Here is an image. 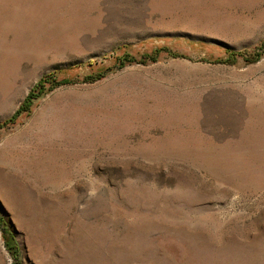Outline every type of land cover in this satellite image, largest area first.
Returning a JSON list of instances; mask_svg holds the SVG:
<instances>
[{"label": "rangeland", "instance_id": "1", "mask_svg": "<svg viewBox=\"0 0 264 264\" xmlns=\"http://www.w3.org/2000/svg\"><path fill=\"white\" fill-rule=\"evenodd\" d=\"M0 264H264V0H0Z\"/></svg>", "mask_w": 264, "mask_h": 264}, {"label": "trees", "instance_id": "2", "mask_svg": "<svg viewBox=\"0 0 264 264\" xmlns=\"http://www.w3.org/2000/svg\"><path fill=\"white\" fill-rule=\"evenodd\" d=\"M258 58L252 60V62L254 61H258ZM51 76V75H50ZM46 78H49V76L45 77L42 79V81H45ZM47 83V81H45ZM41 82L38 83V87L35 86V88H33V90L31 91V93H29V95L27 96V98L25 99V101L22 103V105L20 106V108L18 109L17 113L15 114V116L12 119H9L8 122H12L14 121V119L19 116L20 114H22L23 112L28 113L30 111L31 105L33 103V101L37 100L39 97H41V95L44 93L45 90V86H41L39 85ZM62 82H54L53 84H51V88L59 85ZM50 85V84H48ZM50 88V87H49ZM36 92V94H34Z\"/></svg>", "mask_w": 264, "mask_h": 264}]
</instances>
